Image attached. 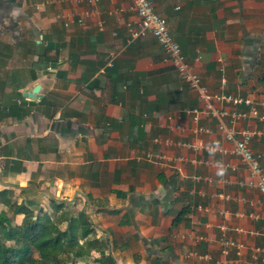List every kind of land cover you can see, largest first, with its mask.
<instances>
[{
	"label": "crops",
	"instance_id": "1",
	"mask_svg": "<svg viewBox=\"0 0 264 264\" xmlns=\"http://www.w3.org/2000/svg\"><path fill=\"white\" fill-rule=\"evenodd\" d=\"M148 1L209 93L264 97V0ZM80 7L67 0H0V192L32 217L39 209L52 221L61 213L84 214L93 229L88 240L105 243L114 264H254L249 250L264 245V224L245 215L264 216V207L257 191L245 187L244 169H217L238 166L228 155L153 142L193 143L191 130L205 127L210 134L197 141L228 150L216 121L191 122L185 111L199 107L196 96L161 62L151 37L126 43L127 27L136 22L127 1L96 4L101 32L92 20L79 28L57 18ZM109 53L115 55L110 65ZM106 77L113 96L106 93L102 103ZM30 93L38 99L24 96ZM178 126L182 133L168 129ZM249 147L264 171V138ZM145 154L182 161L161 168ZM51 202L65 207L54 213ZM222 229L243 246L239 256L220 254ZM195 237L203 241L194 243ZM98 258L92 250L74 264Z\"/></svg>",
	"mask_w": 264,
	"mask_h": 264
},
{
	"label": "built area",
	"instance_id": "2",
	"mask_svg": "<svg viewBox=\"0 0 264 264\" xmlns=\"http://www.w3.org/2000/svg\"><path fill=\"white\" fill-rule=\"evenodd\" d=\"M100 0H67L70 5L81 6L76 13L59 14L58 19L62 20L64 27L70 23L79 28H86V21H94L93 25L97 31L104 29V22L101 19L100 13L96 8V4ZM128 3V9L131 11L136 22L134 28L127 27L128 39L126 43L151 37L160 52L162 53L161 62L170 67L176 74L177 78L194 92L196 100L199 103L197 109L185 111L191 122L196 125L200 119L216 121V131L222 135L224 143L230 146L228 150H221L216 146L204 145L198 139V135H209L210 131L205 127H196L191 130L196 141L193 143L184 144V142H175L169 138L157 137L154 143L162 147H178L181 149H191L195 152L204 151L206 153H219L233 157L238 166H233L227 163H218L216 168L220 171H236L238 167L244 169L246 173L245 187L257 191L261 196L260 205L264 207V171L259 166L260 156L254 154L250 150V142L254 139L264 138V97L259 100H251L249 98H238L230 95H216L209 93L202 84L199 76L194 73L186 63L185 57L180 51L178 45L173 40L169 33L166 22L158 16L152 4L148 0H125ZM116 33H113L115 36ZM115 57L114 53H109L108 65L111 59ZM221 71V70H220ZM220 86H224V80L219 81ZM215 105H219L216 107ZM225 105L224 107H220ZM229 108V109H227ZM239 108V109H238ZM240 122H252L254 125L244 129H237L235 126ZM182 133L181 127L168 128ZM144 159L153 162L158 167H172L176 162H181V158L166 157L162 155L151 156L144 155ZM196 180V179H194ZM197 181V180H196ZM209 182V180H206ZM239 186H242L239 183ZM243 214H234V217H242ZM253 222H261L264 224V216L260 214L248 213L245 215ZM226 229H222L217 240L221 251L220 254L225 256L230 250H233L236 256H239L243 250V246L233 239L227 237ZM235 233L241 234V231L234 229ZM264 240V239H263ZM203 241L202 237H195L194 243ZM251 259L254 264H264V245L261 247H253L249 250ZM189 258H197L194 253L186 255Z\"/></svg>",
	"mask_w": 264,
	"mask_h": 264
},
{
	"label": "trees",
	"instance_id": "3",
	"mask_svg": "<svg viewBox=\"0 0 264 264\" xmlns=\"http://www.w3.org/2000/svg\"><path fill=\"white\" fill-rule=\"evenodd\" d=\"M106 81L108 83L102 88V103L105 102L106 93L111 92L110 98L113 96L109 88L110 78L106 77ZM107 101L112 102L111 99ZM0 205L6 209L0 213V264H74L88 258L92 250L99 255L95 263L114 264L105 253V243L88 240L93 229L84 214L68 217L61 213L52 221L39 209L34 217L28 216L30 211L22 203L17 205L11 201L7 192H0ZM63 207V203L57 205L51 202L54 213L61 211ZM183 214L185 210L176 215L172 226L181 220ZM20 215H23L20 223L13 224ZM62 222H67V226L61 230L59 225Z\"/></svg>",
	"mask_w": 264,
	"mask_h": 264
},
{
	"label": "water",
	"instance_id": "4",
	"mask_svg": "<svg viewBox=\"0 0 264 264\" xmlns=\"http://www.w3.org/2000/svg\"><path fill=\"white\" fill-rule=\"evenodd\" d=\"M36 89L37 88H34V90H33V93L32 94H34L35 92H36ZM32 94L30 93V94H27V95H24V96H26L27 98H32V99H38V97H36V95H33L32 96Z\"/></svg>",
	"mask_w": 264,
	"mask_h": 264
},
{
	"label": "rangeland",
	"instance_id": "5",
	"mask_svg": "<svg viewBox=\"0 0 264 264\" xmlns=\"http://www.w3.org/2000/svg\"><path fill=\"white\" fill-rule=\"evenodd\" d=\"M0 213H3V209L0 207ZM29 215H33V214H29Z\"/></svg>",
	"mask_w": 264,
	"mask_h": 264
}]
</instances>
